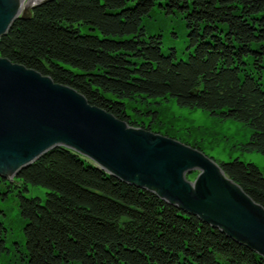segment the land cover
<instances>
[{
  "label": "trees",
  "instance_id": "obj_1",
  "mask_svg": "<svg viewBox=\"0 0 264 264\" xmlns=\"http://www.w3.org/2000/svg\"><path fill=\"white\" fill-rule=\"evenodd\" d=\"M159 5L180 14L187 60L162 52L143 20ZM0 55L67 85L127 122L126 100H169L252 129L240 145L264 154V0H50L17 18ZM187 144V143H185ZM200 149L194 144H188ZM264 208V174L253 162H219ZM24 264H264L218 228L155 193L57 146L19 170ZM29 185L45 198L27 197ZM11 187V185H9ZM0 221V258L9 252Z\"/></svg>",
  "mask_w": 264,
  "mask_h": 264
},
{
  "label": "water",
  "instance_id": "obj_2",
  "mask_svg": "<svg viewBox=\"0 0 264 264\" xmlns=\"http://www.w3.org/2000/svg\"><path fill=\"white\" fill-rule=\"evenodd\" d=\"M47 1L0 0V37ZM148 128L131 126L74 88L0 55V177L12 180L50 149L67 147L264 258V208L205 150Z\"/></svg>",
  "mask_w": 264,
  "mask_h": 264
},
{
  "label": "rangeland",
  "instance_id": "obj_3",
  "mask_svg": "<svg viewBox=\"0 0 264 264\" xmlns=\"http://www.w3.org/2000/svg\"><path fill=\"white\" fill-rule=\"evenodd\" d=\"M180 14H165L159 5L154 7L151 16L143 20L148 34H161L162 52L175 50L177 60H187V28ZM264 81V79H263ZM126 112L131 120L165 133L188 144L205 150V154L218 162L238 158L253 162L264 174V154L245 151L240 148L249 140L252 129L236 119H220L207 110L198 107L180 106L173 97L169 100H150L145 103L138 98L126 100ZM11 185V187H9ZM11 179L0 177V221L6 228L5 238L9 248L0 258V264H24L17 245L25 244L22 232L23 222L18 211V197ZM46 189L29 185L24 191L27 197L45 198Z\"/></svg>",
  "mask_w": 264,
  "mask_h": 264
},
{
  "label": "bare ground",
  "instance_id": "obj_4",
  "mask_svg": "<svg viewBox=\"0 0 264 264\" xmlns=\"http://www.w3.org/2000/svg\"><path fill=\"white\" fill-rule=\"evenodd\" d=\"M26 1L23 2V4L25 3Z\"/></svg>",
  "mask_w": 264,
  "mask_h": 264
}]
</instances>
